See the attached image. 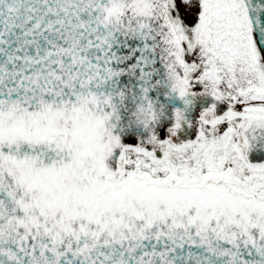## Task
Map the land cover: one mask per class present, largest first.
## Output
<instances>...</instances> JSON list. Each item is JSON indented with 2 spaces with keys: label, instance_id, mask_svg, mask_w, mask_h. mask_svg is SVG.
I'll use <instances>...</instances> for the list:
<instances>
[{
  "label": "snow or ice",
  "instance_id": "6c2138e0",
  "mask_svg": "<svg viewBox=\"0 0 264 264\" xmlns=\"http://www.w3.org/2000/svg\"><path fill=\"white\" fill-rule=\"evenodd\" d=\"M0 264H264V0H0Z\"/></svg>",
  "mask_w": 264,
  "mask_h": 264
}]
</instances>
